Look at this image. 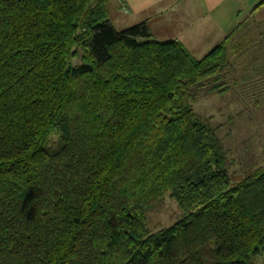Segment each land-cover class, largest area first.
<instances>
[{
	"label": "trees",
	"instance_id": "1",
	"mask_svg": "<svg viewBox=\"0 0 264 264\" xmlns=\"http://www.w3.org/2000/svg\"><path fill=\"white\" fill-rule=\"evenodd\" d=\"M108 2L0 0V264H256L264 167L233 179L193 109L228 92L246 24L197 59ZM167 195L183 217L151 233Z\"/></svg>",
	"mask_w": 264,
	"mask_h": 264
},
{
	"label": "rangeland",
	"instance_id": "2",
	"mask_svg": "<svg viewBox=\"0 0 264 264\" xmlns=\"http://www.w3.org/2000/svg\"><path fill=\"white\" fill-rule=\"evenodd\" d=\"M242 22L246 27L233 42L237 46L243 43L244 47H236L237 53L231 57L235 72L224 79L228 81V92L201 94L193 104L197 114L221 125L219 136L229 151L233 179L243 177L252 168L264 167V73L256 75L252 71L264 60V54L256 52L264 50V7ZM182 217L176 201L167 195L157 209L146 213V225L155 233ZM255 263L264 264V257Z\"/></svg>",
	"mask_w": 264,
	"mask_h": 264
},
{
	"label": "crops",
	"instance_id": "3",
	"mask_svg": "<svg viewBox=\"0 0 264 264\" xmlns=\"http://www.w3.org/2000/svg\"><path fill=\"white\" fill-rule=\"evenodd\" d=\"M107 6L115 28L145 22L153 39L178 41L199 59L262 9L264 0H109Z\"/></svg>",
	"mask_w": 264,
	"mask_h": 264
}]
</instances>
